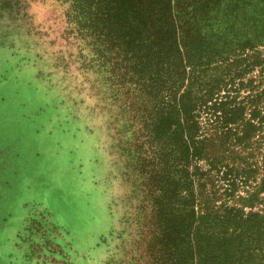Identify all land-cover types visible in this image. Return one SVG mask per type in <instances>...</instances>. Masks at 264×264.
<instances>
[{
    "label": "rangeland",
    "instance_id": "obj_1",
    "mask_svg": "<svg viewBox=\"0 0 264 264\" xmlns=\"http://www.w3.org/2000/svg\"><path fill=\"white\" fill-rule=\"evenodd\" d=\"M17 1L0 0V264H156L120 57L77 23L73 0ZM218 1L195 10L213 29L200 40H234L233 1ZM254 8L264 27V1ZM261 34L251 51L264 56Z\"/></svg>",
    "mask_w": 264,
    "mask_h": 264
},
{
    "label": "trees",
    "instance_id": "obj_2",
    "mask_svg": "<svg viewBox=\"0 0 264 264\" xmlns=\"http://www.w3.org/2000/svg\"><path fill=\"white\" fill-rule=\"evenodd\" d=\"M193 1L189 14L170 0H73L72 16L108 40L124 67L118 84L133 86L124 108L137 119L130 146L151 198L156 264H264V56L251 51L264 0H232L234 40L215 41L200 40L213 29L195 12L210 0Z\"/></svg>",
    "mask_w": 264,
    "mask_h": 264
}]
</instances>
